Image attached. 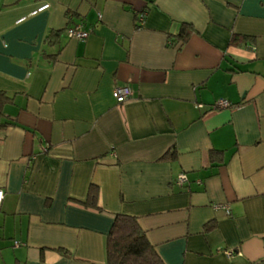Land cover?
Returning <instances> with one entry per match:
<instances>
[{
	"label": "crops",
	"instance_id": "1",
	"mask_svg": "<svg viewBox=\"0 0 264 264\" xmlns=\"http://www.w3.org/2000/svg\"><path fill=\"white\" fill-rule=\"evenodd\" d=\"M0 92V264H108L120 214L165 264H264V0H0Z\"/></svg>",
	"mask_w": 264,
	"mask_h": 264
},
{
	"label": "trees",
	"instance_id": "2",
	"mask_svg": "<svg viewBox=\"0 0 264 264\" xmlns=\"http://www.w3.org/2000/svg\"><path fill=\"white\" fill-rule=\"evenodd\" d=\"M192 32V25L182 24L177 37L178 45L184 44ZM58 35L57 33L51 37L54 38ZM7 102L8 95L5 92H0V129L8 125L1 121L3 107ZM98 197V188L91 186L88 196L83 202L87 206L96 207ZM106 256L108 264H165L156 247L150 242L146 233L141 230L138 218L124 214L115 217L113 226L107 235Z\"/></svg>",
	"mask_w": 264,
	"mask_h": 264
},
{
	"label": "built area",
	"instance_id": "3",
	"mask_svg": "<svg viewBox=\"0 0 264 264\" xmlns=\"http://www.w3.org/2000/svg\"><path fill=\"white\" fill-rule=\"evenodd\" d=\"M49 8H50L49 4H44L38 8L37 12L41 13V12H43ZM90 33H91L90 31H86L84 29L82 24L70 26L67 30V34H68L69 38L80 40V41H84V40L88 39L90 36ZM132 95H133V92H132L131 88H129L127 86H122V87L116 86L113 89V97L115 98L117 103L120 105L124 104L128 100H130ZM199 107L202 108L201 105ZM232 107H233V105L231 104V102H229L227 100H220L212 106V109H214V110L215 109H217V110L218 109H229ZM187 181H188L187 176L185 174H182L177 179V184L180 186H183L185 183H187ZM3 198H4V192L2 190H0V207L2 205ZM216 208H218V209L222 208V209L226 210L228 214H230L227 207L217 206ZM16 246H19V243H16ZM224 253L226 254V256L228 258H233L235 256V252L233 250H226Z\"/></svg>",
	"mask_w": 264,
	"mask_h": 264
}]
</instances>
